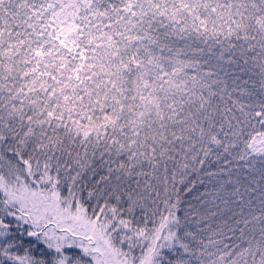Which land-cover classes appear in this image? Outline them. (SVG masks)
<instances>
[{
  "label": "snow or ice",
  "instance_id": "6c2138e0",
  "mask_svg": "<svg viewBox=\"0 0 264 264\" xmlns=\"http://www.w3.org/2000/svg\"><path fill=\"white\" fill-rule=\"evenodd\" d=\"M0 264H264V0H0Z\"/></svg>",
  "mask_w": 264,
  "mask_h": 264
}]
</instances>
